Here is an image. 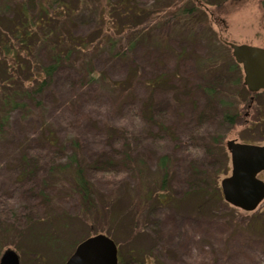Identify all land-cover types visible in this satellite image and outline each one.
I'll list each match as a JSON object with an SVG mask.
<instances>
[{
    "label": "rangeland",
    "instance_id": "374dc122",
    "mask_svg": "<svg viewBox=\"0 0 264 264\" xmlns=\"http://www.w3.org/2000/svg\"><path fill=\"white\" fill-rule=\"evenodd\" d=\"M124 1L129 2L112 0V13L108 15L116 20L118 30L110 32L117 36L122 31L120 28L127 25L133 16L128 14L132 8H127ZM131 1L132 5L139 4L154 10L165 9L175 0ZM222 1L209 0L213 5H208L200 0L199 5L206 12L202 20L210 22V27L199 35L200 40L190 42L180 32H164L167 33L164 35L153 24L149 26L153 27L150 34L146 32L142 36L132 54L116 57L106 54L102 48L94 51V66L101 74L102 84L97 83L90 89L86 85L88 80H79L77 73L70 69L45 95V112L40 113L32 106L31 110L15 119L12 132L0 140V259L5 251L11 249L18 253L21 264H66L80 243L101 232L116 243L120 264H264V202L255 212L246 213L226 203L224 198L219 200L211 192L203 195L200 191L206 188L201 178L209 171L223 168L225 157L217 152L211 156L206 154L207 139L221 127L223 109L215 103L207 106L206 99L195 94L200 92L197 87L210 82L221 84L227 80V66L233 56L225 42L264 48L262 0H228L220 5ZM140 19L133 22L139 20L142 30L149 21ZM95 24L100 32L102 24L88 20L74 29L75 34L86 36L94 32ZM95 39L93 37L89 42ZM220 44L223 50L219 53L215 47ZM89 45L93 48L94 43ZM208 56H212L215 62H221V72L197 73L202 58L207 59ZM159 79H162L160 83L150 84V81ZM73 80L80 83L70 84ZM226 89L229 90L228 85ZM256 97L253 108H247V104L241 108L236 126L221 127L226 131L224 143L227 153L226 143L231 140L243 144L257 141L251 145L264 146V91ZM76 102V110L83 105L79 114L83 116V112L103 135L97 139L87 127L78 130V114L74 113V117L69 115L82 141L80 160L86 161L88 168L97 162L98 168L95 169L98 171L89 169L87 176L94 185L95 198L108 208L103 221L83 215L85 206L76 194L68 190V183L62 180L58 184L59 180L54 184L53 181L45 182L43 177V180L37 179L51 162L49 158L41 164L38 177L15 182L23 162L22 140L35 133L42 119L47 117L50 120L63 105L71 106ZM137 102L144 107L142 110L141 105L139 113L140 133L144 137L147 134L156 136L150 135V139L144 140L137 132H131L130 135L125 134L126 140L109 139L107 133L112 129L117 128L118 134L123 133V128L133 131L129 108ZM119 103L128 105L123 108ZM180 107L182 110L177 113ZM204 110L207 114L201 124L194 120L193 111L199 114ZM162 113L165 116H161ZM155 121L159 122L158 126ZM161 125L176 134L172 137L161 135ZM71 136L77 135L69 134ZM189 136L195 137L191 140ZM197 144H200L199 150H187V145ZM128 149L132 150L133 159L145 160L151 167L146 168L153 186L158 177L154 170L157 160L164 155L171 157L175 167L170 184L174 196L172 203L161 205L156 198L142 206L134 203L138 178L130 170L132 165L122 162V155ZM108 162L115 176L100 178L98 173L107 167ZM229 162V171L221 181L231 176L230 156ZM196 178L200 182L199 187L193 186ZM259 178L264 181V173ZM204 181L209 183L207 179ZM33 195L38 197L36 203L40 207L37 209H33ZM46 210H51L55 218H62L64 224L59 220H53L50 228L36 224L39 217L35 213L42 214ZM43 230L48 234L42 235Z\"/></svg>",
    "mask_w": 264,
    "mask_h": 264
},
{
    "label": "trees",
    "instance_id": "16d2710c",
    "mask_svg": "<svg viewBox=\"0 0 264 264\" xmlns=\"http://www.w3.org/2000/svg\"><path fill=\"white\" fill-rule=\"evenodd\" d=\"M111 1L0 0V140L5 137L6 133L12 132L15 119L27 110H31L32 106L38 108L40 113L45 112V95L51 90L55 81L68 70L71 69L77 73L79 80H88L86 85L90 86V89H92V86H96L97 83L102 84L103 81L99 79L101 74L95 70L94 66L95 59H93V55L96 49L102 48L106 54L125 57L132 54L131 51L137 46L142 36L146 32L150 34V30L155 25L161 29L162 34L164 32H169L170 34L180 32L190 42L200 40L199 35L204 32L205 28L208 29L210 27L209 20H202L206 12L199 5L200 0H175L167 5L165 9L154 8V10L142 7L139 4L132 5L133 1L129 0V2L124 1L127 3L124 5L127 8H132L127 12L129 15L132 13L131 15L133 16L127 21V25H123L120 28L122 31L117 36L111 34L113 30H118L116 20L108 17L112 13ZM204 1L208 5H213L209 3V0ZM226 1L228 0H223L220 5H223ZM262 6L264 10V0H262ZM140 17L143 22L149 21L147 27H143L142 30L139 28V20L133 22ZM88 20H91L92 23L95 21L102 24L100 32L98 31V25L96 26L95 24L94 32L86 36L76 35L74 29L80 26L81 22H88ZM152 25L153 27L150 28L149 26ZM110 30L112 31L110 32ZM164 35H167V33ZM93 37L96 38L94 42H89V39ZM93 43L94 46L92 48L89 44ZM220 46L217 45L215 47L218 52L223 50V45L220 44ZM43 52H45V55H43ZM213 59L212 56L211 58L208 56L207 59L206 57L202 58V64L200 63V69L197 70V73L202 75L204 72H221V62H215ZM227 72L229 75L223 83L210 82L204 87L199 85L197 89L199 88L200 92L195 93L197 96L201 95L202 99H206L205 103H207V106H212L215 103L223 109L219 123L221 127L236 126L241 108L246 104L247 108H253L257 102L256 96L258 95L250 93L244 86L242 68L233 58L230 65L227 66ZM161 81L162 79L152 81V83L150 81V84L155 85ZM76 83H80V81L73 80L70 84ZM227 85L229 90L226 89ZM231 87L232 90H230ZM184 88L186 89L187 87L185 86ZM109 90L112 91V89ZM77 103L71 104V106L63 105L62 108L59 105L60 109L55 111L57 115L53 114L50 120L47 117L42 119L43 121L39 122L35 133L28 137L27 140H22L21 161L23 162L18 170L19 173L16 174L15 182L20 183L19 180L24 182L29 178L38 177L40 174L38 175L37 173L41 164L49 158L51 162L49 161L47 167L41 172V177L39 176L37 179L43 180V177L45 182L53 181L52 183L54 184L59 180L58 184L62 183V180L64 183H68V190L76 194L81 200L82 206H85L83 215L95 221H103V216H105L108 208L95 198L94 185L87 176V171L89 169L94 170L97 167V162L92 163L88 168L86 161L80 160L82 158V141L76 130L87 127L97 139L98 136L103 135L99 132V128L92 124L83 112V116L79 114L83 110V105L78 106L76 110ZM126 105L128 103H122L120 106L124 108ZM141 105L137 102L131 104L129 108L133 119V131L123 128V133L119 132L120 134H118L117 131L119 130L115 128L112 129L111 133H107L109 139L114 138L115 141L126 140L125 134L131 132H137L139 138L144 140H146L145 138L150 139V135L156 136L147 134L144 137V134L139 131ZM181 107L177 109V113L182 110ZM148 109L149 107H147ZM142 110H144V107ZM74 113L79 116L76 130L69 117V115L73 116ZM193 114L196 116L194 120L203 124L207 112L204 110L202 113L197 114V112L193 111ZM161 116H165V113H162ZM155 124L158 126L159 122L155 121ZM221 127L216 130L214 136L207 139L208 148L206 147L205 151L210 156L216 152L219 155L221 153V156L223 154V157H225L224 167L220 168L219 171L205 173L201 178V183L206 188L203 187L200 190L203 195L211 192L219 200L223 199L220 188L221 178L229 171L230 164L224 143L226 131H223ZM249 127L251 126L249 125ZM161 129L159 130L161 135L164 133L166 136L172 137L176 134L174 130L164 125H161ZM69 134H76L77 136L69 137ZM197 135V137H200V133H197ZM186 137L188 136L186 135ZM194 137L189 136V139H194ZM253 143H257V141L251 142V144ZM187 146V150L197 151L200 149V144ZM122 156V162L132 165L130 170L138 178L139 186L134 196V203L142 206L146 203L148 204V201L154 198L161 205H168L174 201L170 184L174 177L175 167L170 156L164 155L157 160L154 170L157 172L158 177L154 181V186L147 171V168L151 169V167L147 165L145 160L133 159L131 149L126 150ZM116 157L117 155L113 160ZM110 164L108 162L107 167L103 171H99L98 175L100 178L115 176L113 171H110ZM94 171H98V169ZM204 179H207L209 183L205 182ZM193 186H200L197 178ZM196 189L195 191H198V188ZM209 189L211 190L208 191ZM155 192L158 193L157 196ZM31 197V202L34 203L33 209L39 208L40 206H37L36 203L38 197L35 195ZM35 215L39 217V221H35L37 222L36 224H43L48 228L51 227L53 220H59L58 222L64 224L61 220L62 218H55L51 210H46L42 214L35 213ZM47 234L48 232L42 231V235ZM96 235H101V232ZM48 236L51 237L50 234Z\"/></svg>",
    "mask_w": 264,
    "mask_h": 264
},
{
    "label": "water",
    "instance_id": "95a60500",
    "mask_svg": "<svg viewBox=\"0 0 264 264\" xmlns=\"http://www.w3.org/2000/svg\"><path fill=\"white\" fill-rule=\"evenodd\" d=\"M235 62L242 68L244 86L253 94L264 91V48L225 43ZM230 154L231 176L221 182L226 203L246 213L255 212L264 202V146L243 144L236 140L226 143ZM0 264H21L14 250H7ZM66 264H119L118 247L106 235H97L78 245Z\"/></svg>",
    "mask_w": 264,
    "mask_h": 264
}]
</instances>
